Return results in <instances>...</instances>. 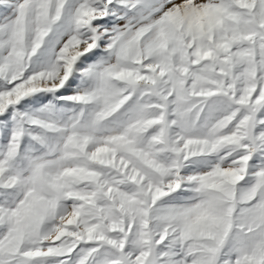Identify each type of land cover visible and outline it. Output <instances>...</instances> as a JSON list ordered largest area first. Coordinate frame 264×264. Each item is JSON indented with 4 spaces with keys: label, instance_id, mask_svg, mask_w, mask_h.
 Segmentation results:
<instances>
[{
    "label": "snow or ice",
    "instance_id": "6c2138e0",
    "mask_svg": "<svg viewBox=\"0 0 264 264\" xmlns=\"http://www.w3.org/2000/svg\"><path fill=\"white\" fill-rule=\"evenodd\" d=\"M0 264H264V0H0Z\"/></svg>",
    "mask_w": 264,
    "mask_h": 264
}]
</instances>
